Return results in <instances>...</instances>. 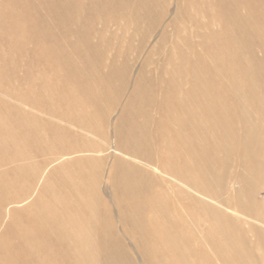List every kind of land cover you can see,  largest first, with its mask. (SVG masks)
I'll return each instance as SVG.
<instances>
[{
    "label": "rangeland",
    "instance_id": "374dc122",
    "mask_svg": "<svg viewBox=\"0 0 264 264\" xmlns=\"http://www.w3.org/2000/svg\"><path fill=\"white\" fill-rule=\"evenodd\" d=\"M215 1L0 0V264H19L18 252L24 244L20 227L28 224L24 214L11 216L12 205H7L19 201L17 211L30 210L34 215L35 202L40 196L48 200V191L52 188H44L43 181L27 188L25 177H19L18 182L13 179L11 171L25 163L16 161L24 152L33 157L27 166H35L37 174H43V178L50 176L57 185V181L67 178L65 184L71 188L81 171H88L89 186L99 196L101 228L108 231L100 244L108 245L109 249L95 254L98 264H149L155 258L148 245L154 233L146 235L139 225L145 220L148 208L141 200H127L128 191L118 182L125 169L116 162L136 164L116 154L119 143L133 151L134 155L129 153L128 157L156 167L173 162L171 154L177 151L182 152L183 157L175 162L182 165L193 167L207 162L214 172L231 170L249 175V171L234 167L245 157L241 145L235 143L233 149H227L231 142H219V135L208 133L207 127L200 128L205 134L200 139L181 134L172 136L182 125L171 128L166 124L167 113L160 106L163 96L160 91L169 90V82L197 89L195 95L208 89L210 99L211 95L218 96L221 104H228L226 113L242 137L240 122L255 114L253 106L248 107L243 98L261 95L264 98V64L252 62L251 69L246 71L232 57L233 70L222 77L215 74L219 60L211 57L207 49L217 46L220 38L206 32L202 26L216 11L224 17L228 15V7L217 8ZM257 2L249 10L239 12L240 22L235 24L232 40L252 39L253 51L261 59L264 35H254L264 31V0ZM251 12L255 23L245 22V15ZM256 25L260 27L259 32ZM227 26L226 20L216 22L213 30L220 31ZM248 47L243 45L239 50L247 55ZM161 78L165 79V84L160 82ZM260 83L262 87L254 88ZM137 84L141 85V92L134 107L128 109ZM239 89H246V94L238 93ZM80 97L92 106L90 112L95 115V121L89 122L88 134L80 129L82 113L77 108ZM131 122L142 125L147 137H141L138 132L130 137L122 133L119 141L117 127L126 131ZM29 127L41 130L40 145L29 136ZM11 140L20 150L12 147ZM38 148H42L41 151ZM81 159H86V163L78 164ZM96 163H100L99 175L94 178L92 166ZM143 168H140L143 174L153 178L151 184L161 188L162 182L167 181L151 168ZM261 183L256 179L251 187ZM161 189L164 192L160 196L166 199L174 196L168 195L163 186ZM43 190H47V194H43ZM147 190L139 188L141 198L142 192ZM239 197L250 204L249 190L239 192ZM256 200L264 205V193ZM168 205L179 207L176 202ZM164 207L160 204L154 209L160 211ZM81 218L86 219V214L81 212ZM240 218L239 214H234L231 220ZM12 223H16V227L10 229L8 226ZM247 233L249 242L253 243V235ZM36 245L38 250L51 244L38 242ZM207 247H204L207 258L200 264H219V258ZM257 257L239 263L264 264V252L258 251Z\"/></svg>",
    "mask_w": 264,
    "mask_h": 264
},
{
    "label": "bare ground",
    "instance_id": "6f19581e",
    "mask_svg": "<svg viewBox=\"0 0 264 264\" xmlns=\"http://www.w3.org/2000/svg\"><path fill=\"white\" fill-rule=\"evenodd\" d=\"M257 1H215L217 8L228 7V15L224 17L216 11L215 14L208 17L210 18L209 22L202 26L206 32H211V35L214 34V36L220 38V43L217 46L207 49V53L211 57L219 60V64L216 66V75L222 77L224 73L233 70L231 67L232 57H235L241 68L246 69V71L251 69L252 62L264 64V46L260 49L262 57L258 59L250 43L252 39L249 38L248 41L246 38L232 40L235 24L238 21L240 22L239 12L256 6ZM254 16L252 12L245 15V22L248 23L250 20L252 22ZM224 20L227 21V27L220 31L213 30L214 23H220ZM253 22L255 23V21ZM243 28L245 27L243 26ZM255 28L258 31L260 27L256 25ZM259 33L254 36L264 35V31ZM243 45L249 46L248 57L239 50V47ZM188 81L190 80H186L187 84ZM160 82L165 84V79L162 80L161 78ZM169 83H171L169 90L162 91L161 89L160 91L163 93L160 106L166 110V124H169L171 128L177 126L176 124L182 125L181 128L174 130L171 135H190L200 139L205 135L200 128L207 127L208 133L219 135V142H231L227 149H233L235 143L241 145L245 151V157L241 161L242 163L234 167L249 171V175L245 176L231 170L214 172L207 162L202 161L201 164L199 163L193 167L182 165L175 162V159H179L182 155V152L176 150L175 153L171 154L170 161L173 160V162L156 167L153 163L138 161L139 159L135 160L132 156L128 157L133 154L131 153L133 151L119 143V146L115 149L116 154L134 161L140 168H151L154 173L165 176L167 181L162 182L161 185L168 195L170 193L174 195L168 197V199L165 196H160L164 192L161 189L162 186L159 188L151 184L153 178L150 179L148 175L145 176L141 169L135 166L136 164H133V166L123 164L120 161L116 162V165L125 169V173L118 177V182L128 191L126 199L134 202L141 200L140 202H144L148 208L145 220L139 225L146 235L151 236L154 233L153 237L149 239L148 245L151 253L155 254V258L149 264H200L207 258L204 250L206 246L211 249L212 255L219 258V264H240V260L247 258L253 260L257 257L258 251L264 252V205L256 200V197L264 193V98L262 95L255 98H243V103L245 102L248 107L253 106L255 114L252 117H245L240 122L242 125L241 131L243 132L241 137L242 133L238 134L234 121L226 113L229 109L228 104H221L218 96L211 95L210 99L208 89H204V91L195 95L193 93L194 90L197 92V89H186V84L182 83ZM260 87H262V84L254 88ZM141 89V85L137 84L128 109L134 107V102ZM243 89H239L238 93L246 94V89ZM78 99L77 108L82 113V118L79 120L82 125L80 129L88 134L90 131V129H87L89 128V122L95 121V115L90 112L92 106L84 102L83 97ZM138 99L140 100V98ZM142 114L147 113L142 112ZM128 125L126 131H122L120 126L117 127L116 134L119 141L123 137L122 133L130 137L138 132L141 137L144 135L147 137L142 125L135 122ZM193 128H196V130ZM178 130H181V132ZM28 133L39 145L42 143L39 128L29 127ZM11 144L13 148L20 150L15 141L11 140ZM159 145L161 144L159 143ZM169 145L172 147V144ZM143 147L145 148V146ZM187 148L189 146L185 147L186 150ZM41 149L38 148L37 150L41 151ZM29 154L24 152L19 155L16 161L25 163L11 171L13 179L18 182L19 177H25L28 184L27 188L31 187L32 184H39L40 181H43L44 188L47 186L52 188L48 191L50 200H44L42 196L37 199L34 215L31 214L30 210L23 213L17 211L16 208L18 207L16 205L19 204V201L7 205V207L12 205L10 207L13 210L9 211L11 216L24 214L28 222L23 228L20 227L19 234L24 239V244L18 252L20 254L19 264H98L99 261L95 258V254L100 250L109 249L108 245L103 247L100 244V240L108 231L101 228L97 207L99 196L97 191L89 186L91 180L86 177L88 171L83 169L71 188H68L65 184L67 178L57 181V185L50 176L43 178V174H37L38 168L36 169L35 166H27L29 165L27 162L33 158ZM85 160L81 159L77 163L83 165L86 163ZM99 165L100 163H96L92 166L95 174L94 178L99 175ZM129 172L133 173L129 175ZM256 179L262 182L261 185L251 187L252 182ZM225 180H227L226 184H224ZM140 187L148 188L146 193L142 192L143 198L140 197L141 194H138ZM62 188H65V190H62ZM243 190L251 192L250 204H245L240 199L239 192ZM43 191V194H47V190ZM116 197H119L118 199L121 201L124 200L120 196ZM172 202L179 204V207H169L168 204ZM71 203H76L78 206L71 207ZM160 204L166 207L160 211H155V206ZM43 210H47L45 214H42ZM81 212L86 214V219L81 218ZM234 214H239L241 218L236 219V221L231 220ZM25 226H27L28 231H25ZM8 227L13 229L16 227V223H12ZM247 230L251 232L255 239L253 243L248 240ZM33 234L37 235L32 236ZM38 242L50 243L51 245L37 250L36 244ZM249 262L247 264H255Z\"/></svg>",
    "mask_w": 264,
    "mask_h": 264
}]
</instances>
